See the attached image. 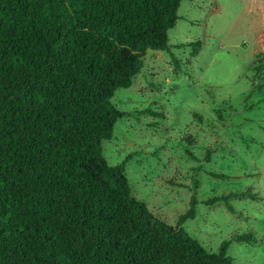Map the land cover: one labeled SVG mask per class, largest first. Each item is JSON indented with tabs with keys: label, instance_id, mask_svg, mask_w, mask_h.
<instances>
[{
	"label": "trees",
	"instance_id": "obj_1",
	"mask_svg": "<svg viewBox=\"0 0 264 264\" xmlns=\"http://www.w3.org/2000/svg\"><path fill=\"white\" fill-rule=\"evenodd\" d=\"M182 1L0 0V264H234L231 241L212 253L183 227L195 194L173 226L132 194L126 162L104 155L126 114L116 91L148 50L170 51ZM236 197L257 198L206 204L237 213Z\"/></svg>",
	"mask_w": 264,
	"mask_h": 264
},
{
	"label": "rangeland",
	"instance_id": "obj_2",
	"mask_svg": "<svg viewBox=\"0 0 264 264\" xmlns=\"http://www.w3.org/2000/svg\"><path fill=\"white\" fill-rule=\"evenodd\" d=\"M169 44L148 50L134 84L116 91L126 114L104 155L126 162L132 194L156 216L175 226L195 194L185 230L212 253L231 241L234 264H264V0H183ZM235 192L257 198H232L237 213L206 204ZM247 231L255 242L232 240Z\"/></svg>",
	"mask_w": 264,
	"mask_h": 264
}]
</instances>
